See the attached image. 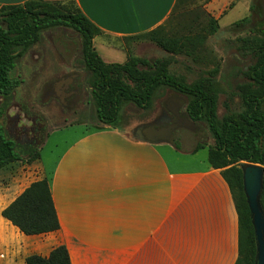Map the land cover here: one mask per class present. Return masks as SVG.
I'll return each instance as SVG.
<instances>
[{
	"label": "crops",
	"instance_id": "obj_1",
	"mask_svg": "<svg viewBox=\"0 0 264 264\" xmlns=\"http://www.w3.org/2000/svg\"><path fill=\"white\" fill-rule=\"evenodd\" d=\"M29 1L0 0V8ZM43 1L73 2L100 30L93 49L108 65L125 64L127 40L163 27L180 9L200 5L220 26L230 11L248 2ZM5 115L11 118L8 111ZM98 122L96 129L66 124L53 130L80 129L52 167L40 157L0 169V264H27L30 256L48 257L60 246L67 248L71 264H236L239 217L223 171L208 160L201 169H176L163 153L165 148L177 152L175 146ZM48 141L49 137L39 152ZM15 166L18 173L10 174ZM43 179L50 183L60 228L26 236L2 213Z\"/></svg>",
	"mask_w": 264,
	"mask_h": 264
},
{
	"label": "trees",
	"instance_id": "obj_2",
	"mask_svg": "<svg viewBox=\"0 0 264 264\" xmlns=\"http://www.w3.org/2000/svg\"><path fill=\"white\" fill-rule=\"evenodd\" d=\"M250 10H254V7L251 6ZM0 19V101L11 97L22 84L20 77L12 75L17 66V51L27 50L39 41L40 32L54 27L73 29L82 37L83 61L95 76L92 90L101 123L115 124L123 102H133L142 109L149 108L155 92L162 86L187 95L190 98L187 106L190 121L205 120L215 140L214 150L209 151V164L223 171V177L233 194L240 225L239 259L236 264H255V236L243 191L240 164L249 162L264 166L263 27L258 28V44L252 40L245 41L255 48L253 56L256 61L244 71L246 81L239 87L243 93L244 112L225 117L219 122L217 96L210 84L204 80L192 86L178 83L169 73L171 59L150 62L134 58L128 53V61L123 65L105 64L93 49V39L100 34V30L73 2L31 0L20 6L1 7ZM250 21L251 18L246 17L231 27L242 33ZM213 23L216 21L212 19ZM162 30L160 27L130 39L149 40L170 53H179L183 47L179 40L167 39L161 34ZM3 114L4 108L0 105V169L23 161L18 146L5 134L1 123ZM174 146L178 149L181 147L178 143ZM26 154L29 163L40 158L38 149ZM237 164L239 168L234 167ZM262 204L264 207V190ZM2 216L26 236L46 235L60 228L48 179L33 183L3 211ZM27 264H71V260L67 248L60 246L48 257L30 256Z\"/></svg>",
	"mask_w": 264,
	"mask_h": 264
},
{
	"label": "rangeland",
	"instance_id": "obj_3",
	"mask_svg": "<svg viewBox=\"0 0 264 264\" xmlns=\"http://www.w3.org/2000/svg\"><path fill=\"white\" fill-rule=\"evenodd\" d=\"M244 5L240 4L230 11L220 21V26L212 24V19L200 5L195 8L187 6L176 11L161 27L164 37L179 40L183 46L179 53H170L149 40L134 39L127 40L128 53L134 58L150 62L162 58L171 59L169 73L180 84L192 86L202 80L210 84L217 96L219 122L225 117L239 115L244 112L243 93L239 88L246 81L244 71L256 61L253 56L255 48H251L250 43L245 41L252 40L258 44V28L264 29V0H248ZM251 6L254 10H250ZM55 7L58 8V5ZM246 17H250L251 21L245 31L238 33L239 31L232 29V24ZM133 45L134 49L131 47ZM17 53V66L12 75L20 77L22 84L11 97L0 101L4 115L7 111L11 115L9 119H6L7 115L3 117L2 126L6 133L17 132L20 125L14 123V118L18 113L32 121L39 119L49 137L48 143L40 149V157L49 168L65 152L68 144L77 138L80 131L70 128L72 130L53 133V130L67 126L66 124H87L90 129L100 127L92 90L95 76L85 66L82 37L73 29L54 27L44 30L40 32L36 44L27 50L19 49ZM74 71L81 79L82 97L74 107H70L52 99L51 86L64 74ZM175 97L186 100L180 112L187 116L190 98L171 87L162 86L155 92L151 106L147 109H142L133 102H123L118 121L113 125L148 140L142 133L144 127L168 125L176 121L167 108V103ZM193 124L199 131L193 132L181 127L172 132L169 142L161 141L171 146L175 143L181 146L175 153L166 148L163 150L171 167L201 169L207 163L209 151L214 150L215 140L208 123L203 120ZM39 147L36 149L39 150ZM22 155L23 163H26L28 156L24 152ZM234 167L239 168L238 164ZM18 168L13 167L9 173L17 174Z\"/></svg>",
	"mask_w": 264,
	"mask_h": 264
},
{
	"label": "water",
	"instance_id": "obj_4",
	"mask_svg": "<svg viewBox=\"0 0 264 264\" xmlns=\"http://www.w3.org/2000/svg\"><path fill=\"white\" fill-rule=\"evenodd\" d=\"M74 77L63 78L59 82V87L66 89ZM186 104L185 99L175 97L167 103V108L171 113L178 115L182 107ZM181 124H173L170 127H149L147 130L148 140L156 143L160 141L169 142L172 132ZM185 129L197 131L196 127L188 118H185ZM240 169L243 178V191L250 210V219L254 230L256 258L255 264H264V207L262 195L264 190V166L241 162Z\"/></svg>",
	"mask_w": 264,
	"mask_h": 264
},
{
	"label": "flooded vegetation",
	"instance_id": "obj_5",
	"mask_svg": "<svg viewBox=\"0 0 264 264\" xmlns=\"http://www.w3.org/2000/svg\"><path fill=\"white\" fill-rule=\"evenodd\" d=\"M35 54L37 55V53ZM67 77H74V81L70 83V85L66 89L60 88L58 85L60 80ZM60 80L56 81L51 86L53 89L52 99L57 100L58 102H60L65 106L74 107L75 104L78 103V101L82 97V91L80 88L81 79L79 78V74L76 73L75 71L72 72L71 74H64V76H62ZM171 114L175 116L176 121L174 123L168 125L160 124L155 126L144 127L142 130L144 137L148 138L147 130L149 127L158 126V127L166 128V127H170L173 124H181L180 127L178 128L181 127L184 128L183 125L185 124V118L189 119L188 115L187 116L183 115L181 114V112H179L178 115L174 113ZM14 123L20 125L18 127L17 132L12 133L7 131V133L9 135V138H11V140L14 141L18 146V150L22 151V153L24 152L26 154L31 150L36 149L44 142L45 138L48 137L45 134L46 130L45 128H43L44 125L40 123L39 119L32 121L31 118H27V117L25 118L23 114L18 113L14 118ZM197 131H199V129ZM197 131H193V132H197ZM26 156L28 155L26 154Z\"/></svg>",
	"mask_w": 264,
	"mask_h": 264
}]
</instances>
